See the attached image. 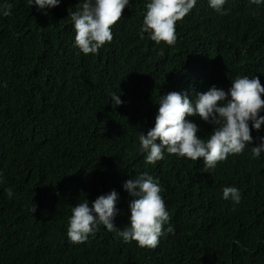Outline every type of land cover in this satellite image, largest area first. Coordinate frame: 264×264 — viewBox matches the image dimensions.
I'll list each match as a JSON object with an SVG mask.
<instances>
[{
	"label": "trees",
	"instance_id": "1",
	"mask_svg": "<svg viewBox=\"0 0 264 264\" xmlns=\"http://www.w3.org/2000/svg\"><path fill=\"white\" fill-rule=\"evenodd\" d=\"M81 2L40 10L0 0L12 5L0 15V264H264V152H251L264 125L250 123L254 143L208 172L202 158L166 151L149 165L139 143L169 92L194 101L212 86L228 92L237 76L264 86V0H226L227 15L197 0L171 47L141 32L150 0H130L113 41L88 55L75 46L70 15ZM187 119L202 139L214 131ZM145 172L159 180L170 214L155 249L125 243L102 224L85 243L69 241L73 207L113 190L115 226H130L133 197L123 185ZM224 187H236L241 202L223 199Z\"/></svg>",
	"mask_w": 264,
	"mask_h": 264
},
{
	"label": "clouds",
	"instance_id": "2",
	"mask_svg": "<svg viewBox=\"0 0 264 264\" xmlns=\"http://www.w3.org/2000/svg\"><path fill=\"white\" fill-rule=\"evenodd\" d=\"M61 0H28L40 10L58 7ZM260 4L261 0H251ZM130 0H83L78 10L71 13L75 29V46L85 55L97 54L114 39L112 27L123 18V11ZM226 0H209L211 8L222 15ZM197 0H150L146 5L142 33H149L157 45L163 43L174 46L177 41L176 25L195 8ZM12 5H0V15L12 14ZM46 14V13H45ZM159 55H164L163 49ZM229 96L231 99H229ZM264 86L258 77L237 76L232 86L225 92L212 86L205 92H198L194 101L187 93L169 92L160 97L155 126L147 134L139 133L140 151L146 153V163L151 165L164 159L165 151L169 155L198 161L202 158L204 172L215 170L220 162L229 155L243 154L254 143L251 134L252 124L257 131L264 125ZM114 108L120 106V95L113 94ZM198 116L212 124L214 131L207 140L202 139L197 124L187 117ZM255 157L264 152V138L251 147ZM2 176V174H0ZM2 182V180H0ZM133 199L130 201V226L123 230L115 226L119 214L116 207L118 193L113 190L99 196L91 203L87 200L78 203L72 209L68 222L67 235L73 244H83L93 235L98 225H104L108 231H116L125 243L135 241L141 248L155 249L165 234L164 226L170 221V214L161 195L163 189L158 179L147 172L127 180L123 185ZM9 198L14 193L11 188L6 192ZM223 199L239 204L242 199L236 187H224ZM36 208L34 206L33 212ZM174 229L167 228L171 233Z\"/></svg>",
	"mask_w": 264,
	"mask_h": 264
}]
</instances>
